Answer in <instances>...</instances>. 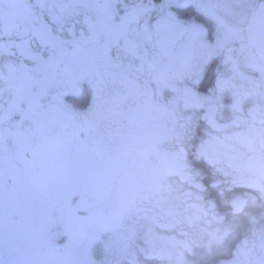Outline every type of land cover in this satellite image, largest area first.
<instances>
[{
  "label": "flooded vegetation",
  "instance_id": "1",
  "mask_svg": "<svg viewBox=\"0 0 264 264\" xmlns=\"http://www.w3.org/2000/svg\"><path fill=\"white\" fill-rule=\"evenodd\" d=\"M262 5L0 0V264H264Z\"/></svg>",
  "mask_w": 264,
  "mask_h": 264
},
{
  "label": "rangeland",
  "instance_id": "2",
  "mask_svg": "<svg viewBox=\"0 0 264 264\" xmlns=\"http://www.w3.org/2000/svg\"><path fill=\"white\" fill-rule=\"evenodd\" d=\"M154 230H155L154 229V225H150L149 230H148V237L150 236V234H152V236L149 237L148 239L145 238L143 240L145 242V244H146L147 249L149 251H152L153 249H155L158 256H165V257L172 256L173 254L169 256V255H167V254L159 251V249L155 245V241L153 239L154 238V235H155L154 234ZM143 236H144L143 234L140 235V233H139L137 236L133 235V236H129V237H124V243L122 244L121 255H122V252L125 251L128 248L129 245H131L132 243H134L136 237H137V239H143L144 238ZM186 238H189L188 234H187V237ZM210 243L211 242H208L204 246H203V243H201V248H203L202 249V253H201L202 256L205 255V253L209 251L208 249H206L204 247L209 248L211 246ZM198 257L199 256H197L196 258L198 259ZM192 260L193 259H191V261L189 263L188 261H186L185 259H183V255L180 253V260L175 259L174 261H172L171 264H194ZM135 263L136 264H159L156 260L151 259V258H146L145 259L144 256H142V255L139 258H136ZM217 264H221V263H217Z\"/></svg>",
  "mask_w": 264,
  "mask_h": 264
},
{
  "label": "water",
  "instance_id": "3",
  "mask_svg": "<svg viewBox=\"0 0 264 264\" xmlns=\"http://www.w3.org/2000/svg\"><path fill=\"white\" fill-rule=\"evenodd\" d=\"M248 35L259 57L264 62V5L252 16Z\"/></svg>",
  "mask_w": 264,
  "mask_h": 264
},
{
  "label": "trees",
  "instance_id": "4",
  "mask_svg": "<svg viewBox=\"0 0 264 264\" xmlns=\"http://www.w3.org/2000/svg\"><path fill=\"white\" fill-rule=\"evenodd\" d=\"M196 264H202V263H196ZM206 264H208V260H207Z\"/></svg>",
  "mask_w": 264,
  "mask_h": 264
}]
</instances>
